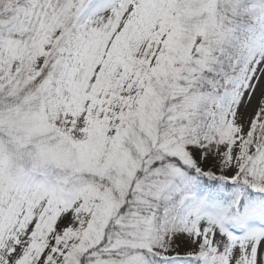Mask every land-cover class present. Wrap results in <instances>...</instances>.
Wrapping results in <instances>:
<instances>
[{"label": "snow or ice", "instance_id": "obj_1", "mask_svg": "<svg viewBox=\"0 0 264 264\" xmlns=\"http://www.w3.org/2000/svg\"><path fill=\"white\" fill-rule=\"evenodd\" d=\"M0 264H264V0H0Z\"/></svg>", "mask_w": 264, "mask_h": 264}]
</instances>
